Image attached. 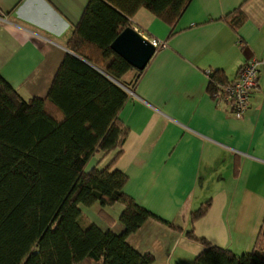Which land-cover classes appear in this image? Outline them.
<instances>
[{
	"label": "crops",
	"instance_id": "1",
	"mask_svg": "<svg viewBox=\"0 0 264 264\" xmlns=\"http://www.w3.org/2000/svg\"><path fill=\"white\" fill-rule=\"evenodd\" d=\"M86 2L0 0V76L23 99L45 96L71 53L66 40ZM235 8L244 16L236 32L221 19ZM130 21L165 46L154 51L117 114L127 133L114 167L127 176L123 191L136 204L181 230L148 218L125 241L151 254V264H181L177 247L190 228L235 254L249 252L264 216V74L236 118L207 93L205 70L232 80L248 58L264 57V0H188L172 27L143 8ZM133 76L130 70L124 80ZM207 199V213L191 224L189 212ZM80 209L101 231L122 232L120 203L104 206L106 217Z\"/></svg>",
	"mask_w": 264,
	"mask_h": 264
},
{
	"label": "trees",
	"instance_id": "2",
	"mask_svg": "<svg viewBox=\"0 0 264 264\" xmlns=\"http://www.w3.org/2000/svg\"><path fill=\"white\" fill-rule=\"evenodd\" d=\"M187 1L87 0L66 40L72 54L63 55L43 98L23 99L0 76V264H151L152 255L135 251L125 236L148 218L181 230L123 191L127 176L114 164L127 128L117 114L143 69H133L109 43L140 8L172 27ZM221 19L236 32L244 16L235 8ZM229 81L210 69L207 93L219 97ZM115 202L122 205L119 234L101 231L80 209L106 217L103 207ZM210 205L207 199L191 210L189 222ZM184 236L200 247L192 264H264V216L247 253L217 246L192 228Z\"/></svg>",
	"mask_w": 264,
	"mask_h": 264
},
{
	"label": "built area",
	"instance_id": "3",
	"mask_svg": "<svg viewBox=\"0 0 264 264\" xmlns=\"http://www.w3.org/2000/svg\"><path fill=\"white\" fill-rule=\"evenodd\" d=\"M2 16L0 13V19H2ZM147 39L155 50L165 46L164 41L152 38ZM236 42L239 48L242 49L244 47V42L240 37H237ZM260 73L264 74V57L248 58L237 68L236 75L232 80L220 85L221 93L215 99L222 98L226 102L229 112L234 117H242L247 109L250 92L257 86V79ZM205 74L206 76L209 74L208 69L205 70Z\"/></svg>",
	"mask_w": 264,
	"mask_h": 264
},
{
	"label": "water",
	"instance_id": "4",
	"mask_svg": "<svg viewBox=\"0 0 264 264\" xmlns=\"http://www.w3.org/2000/svg\"><path fill=\"white\" fill-rule=\"evenodd\" d=\"M109 47L135 70H142L155 51L148 39L132 26L119 31Z\"/></svg>",
	"mask_w": 264,
	"mask_h": 264
},
{
	"label": "rangeland",
	"instance_id": "5",
	"mask_svg": "<svg viewBox=\"0 0 264 264\" xmlns=\"http://www.w3.org/2000/svg\"><path fill=\"white\" fill-rule=\"evenodd\" d=\"M111 155L112 153H110L106 158H110ZM185 241L186 242H181L177 247L178 252L181 254L177 256H182L181 264H192V258L200 250V247L194 242L188 241L186 239ZM172 264H174V261L172 262Z\"/></svg>",
	"mask_w": 264,
	"mask_h": 264
}]
</instances>
